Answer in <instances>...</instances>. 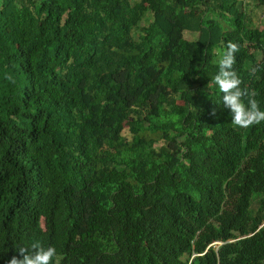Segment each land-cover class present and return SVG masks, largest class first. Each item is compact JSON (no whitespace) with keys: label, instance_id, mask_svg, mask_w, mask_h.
Wrapping results in <instances>:
<instances>
[{"label":"trees","instance_id":"trees-1","mask_svg":"<svg viewBox=\"0 0 264 264\" xmlns=\"http://www.w3.org/2000/svg\"><path fill=\"white\" fill-rule=\"evenodd\" d=\"M251 4L0 0V264H264V122L212 79L236 42L264 101Z\"/></svg>","mask_w":264,"mask_h":264},{"label":"clouds","instance_id":"clouds-1","mask_svg":"<svg viewBox=\"0 0 264 264\" xmlns=\"http://www.w3.org/2000/svg\"><path fill=\"white\" fill-rule=\"evenodd\" d=\"M239 45L229 41L226 51L218 58V71L212 77L215 90L221 93V101L231 115L235 126L247 128L264 122V101L256 98V94L243 86V79L234 67ZM20 257L13 256L8 264H52L57 255V248L53 244L35 243L31 249L21 247Z\"/></svg>","mask_w":264,"mask_h":264},{"label":"rangeland","instance_id":"rangeland-1","mask_svg":"<svg viewBox=\"0 0 264 264\" xmlns=\"http://www.w3.org/2000/svg\"><path fill=\"white\" fill-rule=\"evenodd\" d=\"M248 9L250 11V18H251L252 25H253V29L249 32V35L250 36H257L259 31L262 30L264 27V12L261 9H258V8L255 9V7L252 4L250 5V8H248ZM186 36H187V38L193 39V38L197 37V34L196 33H194V34L187 33ZM160 144H161V142L158 141L157 145H160ZM151 154H152L151 155L152 158H155L157 156V154L155 152H152ZM258 199H259V197H256L253 199L254 200V202H253L254 206L256 205L255 202ZM42 223H43V221H42ZM27 248L30 249L29 246H27Z\"/></svg>","mask_w":264,"mask_h":264}]
</instances>
